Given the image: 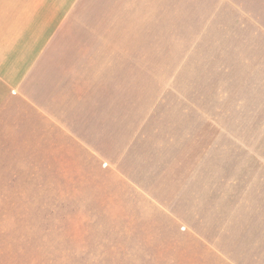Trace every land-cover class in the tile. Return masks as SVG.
Listing matches in <instances>:
<instances>
[{
  "label": "crops",
  "instance_id": "crops-1",
  "mask_svg": "<svg viewBox=\"0 0 264 264\" xmlns=\"http://www.w3.org/2000/svg\"><path fill=\"white\" fill-rule=\"evenodd\" d=\"M166 33L227 49L228 69L238 49L241 111L264 122V0H0V208L5 177L42 174L22 144L45 145L96 160L227 263L264 264V148L231 151L196 82L215 62L167 72ZM5 235L0 264H15Z\"/></svg>",
  "mask_w": 264,
  "mask_h": 264
},
{
  "label": "rangeland",
  "instance_id": "rangeland-1",
  "mask_svg": "<svg viewBox=\"0 0 264 264\" xmlns=\"http://www.w3.org/2000/svg\"><path fill=\"white\" fill-rule=\"evenodd\" d=\"M166 35L174 44L160 49L167 72L180 61L183 71L197 72L200 59L209 56L215 62L209 78L196 82L213 92L215 120L230 121L231 151L240 147L251 155L263 150L264 122L241 111L238 49H230L228 69L223 58L227 49H191L188 37ZM148 50L152 55L159 49ZM29 144H22L23 151L27 156L36 151L38 158L23 159L22 166L37 167L42 174L5 177L9 189L0 208L6 218L0 225L6 233V256L15 258V264H229L133 188L98 168L96 160L87 155L61 160L62 154L57 158L54 152L46 159L45 145Z\"/></svg>",
  "mask_w": 264,
  "mask_h": 264
}]
</instances>
